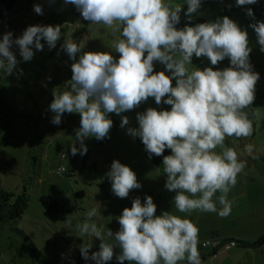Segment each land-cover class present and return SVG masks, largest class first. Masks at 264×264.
<instances>
[{"label": "clouds", "instance_id": "clouds-1", "mask_svg": "<svg viewBox=\"0 0 264 264\" xmlns=\"http://www.w3.org/2000/svg\"><path fill=\"white\" fill-rule=\"evenodd\" d=\"M256 2L236 0V5ZM64 3L74 5L90 24L110 30L116 36L112 48L119 53L117 59L106 51L82 52L84 45L72 39H65L61 45L73 60L72 76L62 90L53 93L49 107L55 114L51 121L54 125L61 123L65 113L80 115V127L70 145L71 155L87 153L84 141L88 137H108L113 126L108 114L120 115L153 97L157 105H170V110L149 107L137 113L139 126L128 131L141 139L150 158L163 156L165 188L175 192V209L189 215L200 211L228 217L232 211L228 194L246 165L237 151L225 146V139H247L254 131L244 110L254 103L259 73L253 71L249 60L247 30L228 16L178 29L182 7L173 6L171 0ZM187 4L185 14L191 16L200 7V0H187ZM34 11L43 14L38 3ZM247 11L252 14L250 8ZM249 26L264 51V21ZM60 36L59 25H31L20 36L4 33L0 37V70L11 74L16 68L14 46L21 58L28 61L34 54L33 46L42 50L43 39L49 48H54ZM193 55L207 57L213 66L227 57L230 66L222 70L211 66L190 70L187 66L192 64ZM154 62L163 64L171 75L154 71ZM127 124L128 117L122 116L121 127ZM218 147L220 152L216 151ZM165 149H170L171 154L164 155ZM245 151L251 155L252 147L246 145ZM64 171L63 167L58 169L59 173ZM106 175L119 198H127L131 190L141 187L135 172L119 160H113ZM97 214V208L89 209L78 225L80 237L87 235L100 241L99 250L91 254L92 243L81 245L85 260L106 264L118 247L116 259L120 264H202L198 227L189 218L170 211L157 215L150 195L143 203L139 197L134 198L131 207L123 209L118 217L120 228L115 233L110 229L105 233L92 222Z\"/></svg>", "mask_w": 264, "mask_h": 264}, {"label": "rangeland", "instance_id": "rangeland-1", "mask_svg": "<svg viewBox=\"0 0 264 264\" xmlns=\"http://www.w3.org/2000/svg\"><path fill=\"white\" fill-rule=\"evenodd\" d=\"M233 2L236 5V0ZM37 3L42 6V15L34 11ZM171 3L180 4L182 12H187V2L171 0ZM236 8L234 12L230 8H212L200 1L198 10L187 15L202 18V23L228 16L246 29L251 48L249 60L253 71L259 73L254 103L244 110L253 123L252 136L225 139V146L237 151L246 166L228 194L231 214L221 218L215 212L196 211L190 215L178 212L172 202L175 192L165 188L166 174L154 166L142 141L129 133V129L139 126L137 113L149 107L170 110V105H157L153 97L120 115L108 114L113 121L108 137L103 140L88 137L84 141L87 153L71 155L70 145L75 141V130L80 127V115L65 113L61 123L54 125L51 121L55 114L49 107L53 100L50 95L54 98L53 93L62 90L72 76L73 60L61 45L65 39H72L84 45L82 52L106 51L118 59L119 53L112 48L116 36L105 26L84 20L76 7L65 4L64 0H16L13 12L2 22L0 37L7 32L20 36L31 25H59L61 36L54 48H49L42 39L43 49L33 46L34 54L28 61L21 58L18 47L14 46L16 68L11 74L0 70V127H3L0 190L13 193V199L25 193L28 200L19 217L0 222V264H95V261L85 260L80 251L84 243H92L89 254L98 251L100 245L94 237L78 235V225L84 221L86 212L97 208L98 214L92 222L105 233L107 229L115 233L120 228L118 217L123 209L131 207L134 198L139 197L143 203L149 195L157 206V215L170 211L189 218L198 227V247L201 248V242L209 241L202 252L216 248L215 253L207 257L200 254L202 264H264V51L260 50L256 33L249 26L247 6L236 5ZM210 66L222 70L230 66V60L226 57L213 66L207 57L193 55L192 64L187 67L191 70ZM154 71L171 75L159 62H154ZM122 116L128 117L124 127H121ZM246 145L252 147L251 155L245 151ZM76 146L79 148L78 142ZM216 151L221 149L218 147ZM113 160L129 166L141 184L140 188L131 190L127 198L117 197L111 182H107L105 175ZM60 166H64L63 173L58 172ZM100 173H104L103 176ZM41 195L54 199L56 207L49 210L43 206L39 201ZM219 195L217 192L216 196ZM217 207H220L218 203ZM15 228L30 237L41 256L32 259L23 251L25 241ZM221 239L233 241L219 246ZM198 251L201 253L200 249ZM119 253L120 249L115 248L113 259L106 264H120L116 259Z\"/></svg>", "mask_w": 264, "mask_h": 264}, {"label": "trees", "instance_id": "trees-1", "mask_svg": "<svg viewBox=\"0 0 264 264\" xmlns=\"http://www.w3.org/2000/svg\"><path fill=\"white\" fill-rule=\"evenodd\" d=\"M173 1L179 2V3L187 2V0H173ZM200 1L208 3L209 5H211L212 8H218V9H220L221 7L230 8L233 12L237 10L236 5L234 4L233 0H200ZM15 2L16 0H0V31H1L2 22L5 20L6 16L9 15L11 12H13L12 8ZM246 6H247V10L249 8L252 10L251 15H249L247 11L248 20L250 24L255 21H264V0H257L255 4L246 5ZM226 14H230V13H226ZM202 22H204L202 18H189L184 12L181 11L180 21L176 25V27L180 29V28L185 27L186 25H195L197 23H202ZM50 98L51 100L53 99L51 95H50ZM2 129L3 127H0V132ZM136 138L140 139L139 137H136ZM169 154H171V150L165 149L164 155H169ZM150 159L152 163L154 164V166H156L158 169H160L163 172V164H162L163 156L153 155L151 156ZM102 174L104 173H100V175ZM105 176H106L107 182H110L107 175ZM13 196L14 194L9 191L0 190V222H5V221L16 219L22 214L23 210L27 207L28 200H27L25 193H21L17 195L14 199H13ZM39 201L41 202L43 206L47 207L49 210L54 209L56 207V201L52 199L50 196L41 195L39 197ZM15 230L25 241L22 243L23 251L28 252L30 256L32 257V259L41 256L40 251L35 247L30 237L27 234H25L24 231L20 229L15 228ZM229 241H233V240L231 239L222 240L221 239L219 242V246L225 245ZM215 251H216V248L212 249L209 252V254H213L215 253Z\"/></svg>", "mask_w": 264, "mask_h": 264}, {"label": "built area", "instance_id": "built-area-1", "mask_svg": "<svg viewBox=\"0 0 264 264\" xmlns=\"http://www.w3.org/2000/svg\"><path fill=\"white\" fill-rule=\"evenodd\" d=\"M62 157H65V154L62 153ZM61 167L64 168V166H60V167H58V169H60ZM208 244H209L208 240L203 241V242L200 243V247L204 248V247L208 246Z\"/></svg>", "mask_w": 264, "mask_h": 264}, {"label": "crops", "instance_id": "crops-1", "mask_svg": "<svg viewBox=\"0 0 264 264\" xmlns=\"http://www.w3.org/2000/svg\"><path fill=\"white\" fill-rule=\"evenodd\" d=\"M204 248H205V247H204ZM199 249H200V250H201V252H202V247H201V248H199V247H198V250H199ZM209 252H210V251H209ZM209 252H208L206 255H208V254H209ZM200 254H201V255H203L202 253H200ZM206 255H205V256H206ZM209 255H210V254H209ZM206 257H207V256H206ZM182 263H184V262H182Z\"/></svg>", "mask_w": 264, "mask_h": 264}, {"label": "water", "instance_id": "water-1", "mask_svg": "<svg viewBox=\"0 0 264 264\" xmlns=\"http://www.w3.org/2000/svg\"><path fill=\"white\" fill-rule=\"evenodd\" d=\"M202 254L206 255L208 252H201ZM182 264H186V262L182 263Z\"/></svg>", "mask_w": 264, "mask_h": 264}]
</instances>
